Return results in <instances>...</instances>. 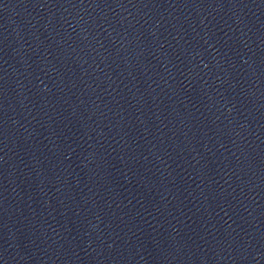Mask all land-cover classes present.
Listing matches in <instances>:
<instances>
[{
  "label": "water",
  "instance_id": "water-1",
  "mask_svg": "<svg viewBox=\"0 0 264 264\" xmlns=\"http://www.w3.org/2000/svg\"><path fill=\"white\" fill-rule=\"evenodd\" d=\"M0 264H264V0H0Z\"/></svg>",
  "mask_w": 264,
  "mask_h": 264
}]
</instances>
